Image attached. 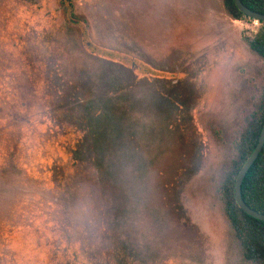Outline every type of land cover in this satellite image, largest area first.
<instances>
[{
    "label": "rangeland",
    "instance_id": "obj_1",
    "mask_svg": "<svg viewBox=\"0 0 264 264\" xmlns=\"http://www.w3.org/2000/svg\"><path fill=\"white\" fill-rule=\"evenodd\" d=\"M222 0H0V264H252L218 189L264 93Z\"/></svg>",
    "mask_w": 264,
    "mask_h": 264
},
{
    "label": "trees",
    "instance_id": "obj_2",
    "mask_svg": "<svg viewBox=\"0 0 264 264\" xmlns=\"http://www.w3.org/2000/svg\"><path fill=\"white\" fill-rule=\"evenodd\" d=\"M240 1L251 11L264 15V0ZM222 2L232 20L253 21L238 11L233 0ZM258 24L256 32L247 37L246 42L250 51L264 62V23ZM244 122L240 135L233 142L232 158L222 174L218 195L244 259L252 264H264V222L246 215L234 199L236 176L254 150L264 122V93L254 110L247 113ZM241 197L249 208L264 214V146L242 182Z\"/></svg>",
    "mask_w": 264,
    "mask_h": 264
},
{
    "label": "water",
    "instance_id": "obj_3",
    "mask_svg": "<svg viewBox=\"0 0 264 264\" xmlns=\"http://www.w3.org/2000/svg\"><path fill=\"white\" fill-rule=\"evenodd\" d=\"M233 2H234L235 7L238 9V11L241 14H243L244 16H246L247 18H249L253 21L264 23V15L251 11L250 9L245 7L241 3L240 0H233ZM263 146H264V122H263V125L261 128V132H260L257 144H256L254 150L252 151V153L250 154V156L246 159L243 166L239 170V172L236 176V179H235V183H234V199H235V202H236L238 208L241 209L249 217L254 218V219L261 221V222H264V214H261V213H258L256 211L252 210L251 208H249L244 203V201L242 200V197H241V185H242V182H243L247 172L249 171L251 166L256 161L258 155L262 151Z\"/></svg>",
    "mask_w": 264,
    "mask_h": 264
},
{
    "label": "built area",
    "instance_id": "obj_4",
    "mask_svg": "<svg viewBox=\"0 0 264 264\" xmlns=\"http://www.w3.org/2000/svg\"><path fill=\"white\" fill-rule=\"evenodd\" d=\"M256 22V21H255Z\"/></svg>",
    "mask_w": 264,
    "mask_h": 264
}]
</instances>
